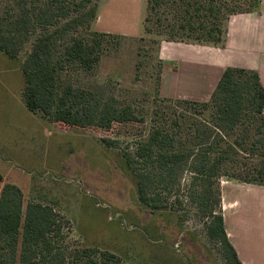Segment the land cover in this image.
I'll return each mask as SVG.
<instances>
[{
    "label": "trees",
    "instance_id": "16d2710c",
    "mask_svg": "<svg viewBox=\"0 0 264 264\" xmlns=\"http://www.w3.org/2000/svg\"><path fill=\"white\" fill-rule=\"evenodd\" d=\"M100 0H0V52L18 59L23 97L30 112L58 125L144 123L133 102L109 87L80 83L93 76L109 48L126 37L92 30ZM259 0H147L144 29L157 21L161 34L220 43L227 17L250 13ZM244 4L247 6L244 8ZM171 18H168V16ZM186 114L154 120L147 137L126 148L138 200L151 210L167 209L169 196L188 176L187 198L208 219L210 239L227 264H242L228 240L221 213L224 177L264 186V85L256 71L228 67L207 102L176 100ZM209 111L207 119L203 114ZM171 122V123H170ZM106 147L115 139L102 138ZM0 174V264H125L108 250L68 241L71 224L50 205L29 202ZM3 185V187H1ZM178 187V188H177ZM179 203V202H178Z\"/></svg>",
    "mask_w": 264,
    "mask_h": 264
},
{
    "label": "rangeland",
    "instance_id": "374dc122",
    "mask_svg": "<svg viewBox=\"0 0 264 264\" xmlns=\"http://www.w3.org/2000/svg\"><path fill=\"white\" fill-rule=\"evenodd\" d=\"M263 1L259 0L252 12L259 11ZM231 17L224 20L220 43L161 34L154 19L149 23L150 33L144 29L138 38L126 37L118 48L106 50L93 76H80L82 84L109 86L119 97L135 103L144 123L94 120L67 126L30 112L9 73L17 71V66L20 68L29 48L15 60L3 54L0 59L3 185L11 183L21 188L24 209L29 202H38L52 206L68 219L71 224L65 226V231L71 245L108 250L125 264H227L221 246L208 235V219L188 201V176H182L181 190L169 196L167 209L151 210L138 200L137 181L125 162L124 152L127 147L133 151L136 143L147 137L155 119L171 121L187 113L184 105L176 103L179 99L161 93L163 45L220 47L224 45ZM36 115L44 118V124L33 117ZM209 115L206 111L202 116L207 119ZM102 138L115 139L119 144L106 147Z\"/></svg>",
    "mask_w": 264,
    "mask_h": 264
},
{
    "label": "crops",
    "instance_id": "0c3cea01",
    "mask_svg": "<svg viewBox=\"0 0 264 264\" xmlns=\"http://www.w3.org/2000/svg\"><path fill=\"white\" fill-rule=\"evenodd\" d=\"M146 8L147 0H100L92 30L138 38L144 30ZM3 54L0 52V59ZM161 59L164 97L207 102L228 67L256 71L264 85V1L259 11L230 18L224 45L166 43ZM15 69L9 71L10 79L23 93L24 74L21 66ZM33 117L44 124L41 115ZM220 189L226 234L239 260L242 264H264V186L224 177Z\"/></svg>",
    "mask_w": 264,
    "mask_h": 264
}]
</instances>
